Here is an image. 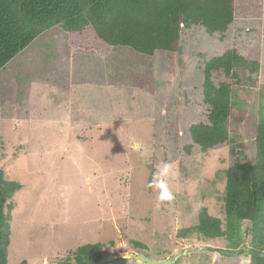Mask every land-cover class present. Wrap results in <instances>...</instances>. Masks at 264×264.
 I'll return each mask as SVG.
<instances>
[{
	"label": "rangeland",
	"instance_id": "rangeland-1",
	"mask_svg": "<svg viewBox=\"0 0 264 264\" xmlns=\"http://www.w3.org/2000/svg\"><path fill=\"white\" fill-rule=\"evenodd\" d=\"M258 28L243 16L220 41L193 26L182 31L180 53L150 59L126 47L106 48L101 56L72 50L57 27L9 64L1 73L0 168L22 188L11 201L8 264H57L84 245L111 241L105 257L128 264H146L140 254L171 264H251L242 252L253 245L250 221L231 240L183 230L198 225L202 208L226 230V170L255 162L264 119ZM259 41L258 72L235 71L230 141L203 152L190 128L208 119L204 64L231 48L247 54ZM165 162L172 198L161 201V190L148 185Z\"/></svg>",
	"mask_w": 264,
	"mask_h": 264
},
{
	"label": "trees",
	"instance_id": "trees-1",
	"mask_svg": "<svg viewBox=\"0 0 264 264\" xmlns=\"http://www.w3.org/2000/svg\"><path fill=\"white\" fill-rule=\"evenodd\" d=\"M243 16L258 22V36L264 40V0H0V124L2 71L47 31L63 29L72 50L101 56L106 48L126 47L153 59L159 52L180 53L182 31L193 26L224 41L230 26ZM261 47L259 41L244 55L231 48L204 64L208 119L190 128L194 143L203 152L230 141L228 122L234 118V85L238 83L235 71L248 66L257 73ZM216 75H225L226 80L216 83ZM2 150L0 133V158ZM21 188L0 168V264H8L10 213L14 210L11 201ZM224 201L226 230L221 219L202 208L198 225L183 230L184 236L198 234L209 240L230 236L231 240L240 233L239 224L250 221L251 249L264 252V119L256 129L255 162L236 163L226 170ZM107 245L114 242L84 245L57 264H96L106 256ZM132 245L142 247L137 242ZM244 252L251 256V264H264V259ZM128 263V259L115 257L104 264Z\"/></svg>",
	"mask_w": 264,
	"mask_h": 264
},
{
	"label": "clouds",
	"instance_id": "clouds-1",
	"mask_svg": "<svg viewBox=\"0 0 264 264\" xmlns=\"http://www.w3.org/2000/svg\"><path fill=\"white\" fill-rule=\"evenodd\" d=\"M171 166L169 163L165 162L160 166V169L156 175L153 176L152 181L149 183V187L160 189L159 200L171 199V193L168 191L165 178L170 175ZM245 250V249H244ZM239 252V251H238ZM240 253V252H239Z\"/></svg>",
	"mask_w": 264,
	"mask_h": 264
},
{
	"label": "water",
	"instance_id": "water-1",
	"mask_svg": "<svg viewBox=\"0 0 264 264\" xmlns=\"http://www.w3.org/2000/svg\"><path fill=\"white\" fill-rule=\"evenodd\" d=\"M211 250L218 252L221 255H227V256H237L239 254L238 251H228L225 249H218V248H211ZM247 250L251 255H255L261 259H264V252L259 251V250H254V249H247ZM244 251H246V250H243L242 252H244ZM138 259L141 262L146 263V264H171V263H174V261H162V262L154 261V260H152L146 256H143V255H139ZM107 261H108V258L104 257L96 264H104Z\"/></svg>",
	"mask_w": 264,
	"mask_h": 264
},
{
	"label": "bare ground",
	"instance_id": "bare-ground-1",
	"mask_svg": "<svg viewBox=\"0 0 264 264\" xmlns=\"http://www.w3.org/2000/svg\"><path fill=\"white\" fill-rule=\"evenodd\" d=\"M140 255H142V254H140ZM162 262V261H161Z\"/></svg>",
	"mask_w": 264,
	"mask_h": 264
}]
</instances>
